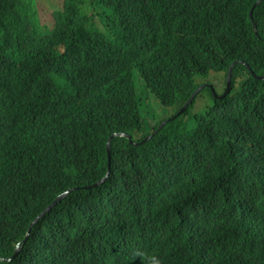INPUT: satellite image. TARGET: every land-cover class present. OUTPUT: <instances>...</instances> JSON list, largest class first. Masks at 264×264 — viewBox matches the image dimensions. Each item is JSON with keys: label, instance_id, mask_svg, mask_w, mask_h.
<instances>
[{"label": "trees", "instance_id": "trees-1", "mask_svg": "<svg viewBox=\"0 0 264 264\" xmlns=\"http://www.w3.org/2000/svg\"><path fill=\"white\" fill-rule=\"evenodd\" d=\"M258 1L63 0L51 27L36 0H0V264H180L170 251L182 263L264 264ZM94 27L92 51L77 59ZM62 46L68 60L58 57ZM232 64L224 99L206 86L150 141L114 139L109 166L108 137L139 121L141 105L180 110ZM206 91L210 106L190 111ZM65 92L48 134V100ZM24 115L42 132L26 145ZM142 131L127 132L139 143Z\"/></svg>", "mask_w": 264, "mask_h": 264}, {"label": "clouds", "instance_id": "clouds-1", "mask_svg": "<svg viewBox=\"0 0 264 264\" xmlns=\"http://www.w3.org/2000/svg\"><path fill=\"white\" fill-rule=\"evenodd\" d=\"M62 1L63 0H58V2L59 3H62ZM59 6V5H58ZM58 8V7H57ZM92 12H94V14L92 15L93 17H94V20L96 21V22H98V17H97V15L98 14H100V12H102V7H99V8H97L96 10H93ZM253 15V14H252ZM54 26V19H53V23H52V25H51V27H53ZM97 27V26H96ZM96 27H94L93 28V30L91 31V34H90V36L89 37H86V38H84L83 39V41H82V44H80V53H79V56L77 57V59H80V57L83 55L84 56V54L85 55H87V56H89V54L87 53V52H91L92 51V47H93V45H94V43H95V38L93 37V35L95 34V31H96ZM257 32V31H256ZM57 54H58V57H60V58H63V59H67L68 60V56H67V52H66V50H65V48L62 46V47H60V51H57ZM48 59L46 58V59H44L43 57H42V59L40 60V63L39 64H41L42 66L40 67V69L39 70H36L35 71V73H34V76L36 77V74L37 73H39V74H43L44 73V71H45V68H46V64H48V61H47ZM20 63H23V64H27L28 62L25 60V59H23V61H21ZM89 66V69L92 71V70H94V68H95V65H88ZM233 66H234V64H232L231 66H230V68H229V70H228V72H227V74H225V73H219V74H217V73H214L213 75H214V78L212 77L211 78V80H212V84L211 83H205V84H203V85H207L208 87H211L212 89H214L215 87H214V85L218 88V86H220L221 88H222V90H219V88H218V90H219V92L220 93H217L216 91H215V89H214V92H213V94H214V96L216 97V95H222L224 92H225V90L227 89V85H228V77H229V72H230V70H231V74H230V76H231V88H232V70H233ZM254 73V72H253ZM252 73V74H253ZM226 75H227V77H226ZM254 75V74H253ZM138 77H139V79H140V76H139V74H138ZM261 77H264V76H256V78L257 79H260ZM213 79L214 80H216V82H214L213 81ZM225 79H226V83H225ZM261 80H263V79H261ZM134 81H135V77H134ZM225 84H226V86H225ZM200 87V86H199ZM198 87V88H199ZM206 87V86H205ZM204 87V88H205ZM197 88V89H198ZM196 89V90H197ZM202 91V90H201ZM200 91V92H201ZM213 91V90H212ZM200 92H198L197 94H196V96L194 97V99L191 101V103H189V105L185 108V110L181 113V114H179V112L183 109V107L185 106V104L188 102V100L193 96V94L195 93H193L191 96H190V98L183 104V106L180 108V110H177V109H175V112L171 115V116H169L168 118H165V119H163V120H161L159 123H157L155 126H153L152 127V129L149 131V132H147V133H145L147 136L141 141V142H139V143H136V142H134L133 140H132V136L130 135V133H128L127 131L128 130H132L133 128H135V129H140V130H143L141 133H139V134H137L138 135V137H141V135H143L144 134V130H145V127H144V123H143V121H142V118L140 117V120L139 121H137V122H134V123H129L128 124V126L127 127H121V128H118L115 132H113L109 137H108V142H107V153H108V161H109V166H110V162H111V153H112V149H111V142L114 140V139H117V138H123V137H128L129 138V140H130V142H132L134 145H142V144H144L145 142H147V141H150L155 135H157L168 123H170V122H172V121H174L175 119H177L178 117H180V116H182L183 115V113L192 105V103H193V101L195 100V98L197 97V95L200 93ZM68 98H69V95L65 92V93H62V94H58V95H54V96H52V97H50L49 98V100H48V106H47V113H46V116H45V121H44V125L46 126V133H48V134H50V133H52L55 129V127L56 126H58V117H57V113H56V110L58 109V108H60L61 106H63L64 104H66L67 102H68ZM216 98H218V97H216ZM219 99V98H218ZM220 100H222V99H220ZM196 101H197V99H196ZM195 104H196V102H195ZM195 104L193 105V107L192 108H190V111L194 108V106H195ZM7 118H4L3 119V121L2 122H4L5 120H6ZM23 125H24V129L20 132V134H19V136H18V139H20V141H21V143H23L24 145H26V144H28L29 142H31L33 139H35V138H38V137H41L42 136V132L40 131V129H38V127H37V125H36V123L32 120V119H30L28 116H26V115H24V117H23ZM184 122H185V119H184ZM159 124V127L157 128V130H154L153 131V128L154 127H156L157 125ZM163 125V126H162ZM160 126H162V127H160ZM138 131V130H137ZM149 138V139H148ZM4 139H7V140H9V141H11V142H13L14 144H16L17 145V143H16V141L12 138V137H10V136H7V137H5ZM108 147H109V151H108ZM109 175H110V170L107 172V174H106V176L104 177V178H106L105 180H107V178L109 177ZM103 178V179H104ZM102 179V180H103ZM104 180V181H105ZM101 181V180H100ZM100 181H98V182H100ZM103 181V182H104ZM97 182V183H98ZM102 182V183H103ZM101 183V184H102ZM96 184V183H95ZM94 184V185H95ZM94 185H92V186H87L86 188H91V187H97V186H94ZM100 185V184H99ZM76 189H79L78 187H75V188H69L68 190H65L64 192H62L59 196H57V198L58 197H61V200L62 199H64L66 196H68L71 192H73L74 190H76ZM56 198V199H57ZM55 199V200H56ZM54 200V201H55ZM60 200V201H61ZM53 201V202H54ZM59 201V202H60ZM52 202V203H53ZM58 202V203H59ZM51 203V204H52ZM57 203V204H58ZM50 204V205H51ZM56 204V205H57ZM49 205V206H50ZM48 206V207H49ZM55 206V205H54ZM53 206V207H54ZM47 207V208H48ZM52 207V208H53ZM46 208V209H47ZM51 208V209H52ZM45 209V210H46ZM44 210V211H45ZM43 211V212H44ZM42 212V213H43ZM2 213H3V210H2V212L0 213V215H2ZM41 213V214H42ZM40 214V215H41ZM46 214V213H45ZM44 214V215H45ZM39 215V216H40ZM44 215H42L41 217H43ZM38 216V217H39ZM37 217V218H38ZM40 217V218H41ZM39 218V219H40ZM34 222V221H33ZM32 222V223H33ZM38 222V221H37ZM36 222V223H37ZM31 223V224H32ZM35 223V224H36ZM33 226V225H32ZM31 225H30V229H29V231H28V233H27V235H26V238L29 236V234H30V230H31V227H32ZM19 246V250H20V246H21V244H18L17 245V247ZM16 252H17V249H16ZM16 255V254H15ZM168 255L174 260V261H176V262H178V263H180V264H190V263H182L181 261H180V257H178L175 253H174V251H170L169 253H168Z\"/></svg>", "mask_w": 264, "mask_h": 264}, {"label": "rangeland", "instance_id": "rangeland-1", "mask_svg": "<svg viewBox=\"0 0 264 264\" xmlns=\"http://www.w3.org/2000/svg\"><path fill=\"white\" fill-rule=\"evenodd\" d=\"M58 5H61L58 0H36V10L40 20L43 23H48V25L51 26L53 23L52 13L57 9ZM212 76L214 78V75H211L210 79L212 78ZM137 79H139L138 76L135 77V80L137 86H139L140 84ZM213 81L216 82V80L214 79ZM218 88L219 90H222L220 86H218ZM207 96L209 95L206 91L197 99L196 104L192 109L193 113L202 114L207 109V107L210 106V101L208 100L209 98L205 100ZM140 112L145 127V134L149 132L152 127L159 123L161 120L171 116L175 112V109L159 107L150 103L149 101H146L145 105H141Z\"/></svg>", "mask_w": 264, "mask_h": 264}, {"label": "water", "instance_id": "water-1", "mask_svg": "<svg viewBox=\"0 0 264 264\" xmlns=\"http://www.w3.org/2000/svg\"><path fill=\"white\" fill-rule=\"evenodd\" d=\"M261 1H263V0H260V1H258L255 5H254V7L253 8H255L256 7V5H258V3H260ZM252 14H253V10L250 12V16L252 17ZM230 74H231V70H230V72H229V77H228V85H227V89L225 90V92L222 94V95H216V97H218L219 99H224L229 93H230V91H231V76H230ZM260 79H263L264 80V77H261ZM205 86H207V85H201L196 91H195V93L193 94V96L188 100V102L185 104V106L183 107V109L179 112V114H181L184 110H185V108L189 105V103H191V101L194 99V97L196 96V94L198 93V92H200ZM213 90V92H214V89H212ZM163 126V125H162ZM162 126H160V127H162ZM149 139V138H148ZM108 151H109V147H108ZM106 178H104L103 180H101L100 182H98V183H96L94 186H98L99 184H101L104 180H105ZM61 200V197H58L38 218H36L35 220H34V222L31 224V226L32 225H34L38 220H39V218L42 216V215H44L46 212H48V211H50L51 210V208L54 206V205H56L59 201ZM18 251H19V246L17 247V252H16V254L18 253Z\"/></svg>", "mask_w": 264, "mask_h": 264}]
</instances>
